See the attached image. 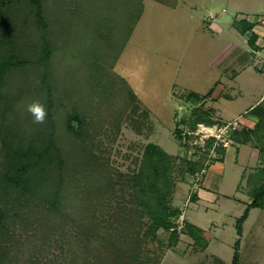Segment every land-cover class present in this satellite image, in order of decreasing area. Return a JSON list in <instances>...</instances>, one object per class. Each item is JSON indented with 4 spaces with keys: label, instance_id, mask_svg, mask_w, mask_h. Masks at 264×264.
Returning <instances> with one entry per match:
<instances>
[{
    "label": "trees",
    "instance_id": "16d2710c",
    "mask_svg": "<svg viewBox=\"0 0 264 264\" xmlns=\"http://www.w3.org/2000/svg\"><path fill=\"white\" fill-rule=\"evenodd\" d=\"M127 1L130 27L125 30L126 40L143 10V0ZM156 1L171 7L177 4V0ZM46 4L47 0H0V121L6 119L5 112H10L12 106L20 107V102L26 99L31 102L40 101L37 96L39 91L46 92L47 102H52L50 93L55 86V74L63 84H69L70 90H73V85L78 81L81 90L64 112L53 113L47 109L46 103L47 116L41 125L42 130L35 123L39 132L36 130L30 136L25 135L14 144L7 143L5 137L9 138L18 123L13 125L0 122V140L3 144L0 150V264L22 263L19 259L24 251L20 247L21 233L16 231V226L23 228V231H35L32 226L35 220L42 224L47 240H55L57 237L61 240L58 256L54 259L47 258L48 261L43 264H76L79 256L77 264H156L155 259L149 258V261L140 256L144 237L140 236L138 229L145 225L146 235L151 239L156 237L155 231L158 228L165 231L174 229L172 218L180 214V209L172 206L169 200L175 185L173 173L176 170V157L157 143L147 142L140 158H135L134 168L114 174L102 156L95 154L94 150L100 143L96 142L95 136L104 124L118 131L121 121L128 120L135 131L140 133L146 125L144 121L147 122L148 110L141 108L123 78L104 67L105 63L110 67L113 65L124 44L121 41L122 46L118 49L110 48L108 38L111 33H106V29L101 31L98 27L96 33L87 32L90 28H96L93 23L96 17L88 15L86 1L55 0L53 10H48ZM82 10L85 12L84 24L81 19L79 23ZM237 23L238 30L241 33L249 32L248 41L255 45L257 34L252 30L254 22L245 16L237 20ZM79 28L84 32L83 38L79 36ZM58 37L61 41H58ZM80 38L84 47L75 49ZM74 50L77 52L74 53ZM79 53L83 56L78 55ZM33 80L37 82L28 91L26 88ZM87 84L89 91L85 89ZM95 85L98 90H95ZM60 88L66 90L67 87ZM210 92L203 95L188 92L187 98L199 101ZM75 93L76 91L72 94ZM61 114H64L63 120L60 119ZM262 120L264 121L258 120L256 127L262 125L264 130ZM62 122L68 135L66 145L60 150L55 139L58 136L57 126L62 125ZM219 122L223 124V121L212 118V110L207 108L194 112L187 120L190 127L187 134H183L179 126L176 127V132L179 138L189 139L197 124L212 126L220 124ZM110 129L106 133L108 136ZM262 132L256 134L254 127H242L230 130L229 137L240 142L255 140L260 160L264 163V131ZM204 146L206 150L199 159H181L178 169L181 177L184 171L189 174L201 171L206 163V156L210 154L209 150L219 154L212 160L222 161L225 152L222 144L210 136L206 138ZM63 156L66 161H63ZM54 168H58L56 177L44 194L41 185L45 182L42 180L51 176ZM77 174L83 184L76 181L74 175ZM246 180L251 200L236 218L235 230L238 236L234 240L231 261L226 264H240L239 237L249 210L253 207L264 210V166H258L249 172ZM118 182H121L119 194L115 190ZM68 183L74 186L72 195L66 193ZM125 192L128 193L127 198L124 196ZM21 194L30 198L39 196V219L36 216L39 214L37 210L31 209L28 212L21 208L24 207L21 204ZM88 195L108 202L106 205L114 200V212L107 215L105 220L103 214L95 215L87 207ZM9 208L15 213L9 214ZM144 216L146 220H143ZM65 221H72L77 228L76 232L66 233ZM183 230L194 243L200 244L202 248L207 245L200 227L186 222ZM174 232H171L170 239L176 238ZM14 244L16 247L13 249ZM46 244L48 245L47 242ZM36 248L35 244L31 249ZM39 248L44 249V246L40 245ZM215 259L217 264H225L221 258Z\"/></svg>",
    "mask_w": 264,
    "mask_h": 264
},
{
    "label": "rangeland",
    "instance_id": "374dc122",
    "mask_svg": "<svg viewBox=\"0 0 264 264\" xmlns=\"http://www.w3.org/2000/svg\"><path fill=\"white\" fill-rule=\"evenodd\" d=\"M82 1H86L88 15L96 17L93 21L96 28H90L87 32L96 33L98 27L101 31L106 29V33H111L107 38L109 37V47L112 49H118L121 41L124 45L126 44L122 54L120 49L113 65L110 67L105 63L104 67L123 78L135 94L141 108L148 110L147 122L144 121L146 125L141 126L140 133L135 131L128 120L121 121L118 131L104 124L99 134L95 136L96 142H100L94 150L95 154L102 156L114 174L134 168L136 166L134 160L140 158L143 146L147 142L157 143L167 153L176 157V170L173 173L175 185L169 202L180 209V214L172 218L175 225L173 230L165 231L158 228L155 231L156 237L153 239L146 235L145 225L139 227V234L142 238L144 237L140 246V256L146 260L153 258L156 264H217L216 257L221 258L225 264L229 263L234 250V240L238 236L235 230L236 218L242 213L245 204L251 200L248 195L246 176L240 179L248 157L241 158L234 148L229 147L221 167L215 163L218 160H212L219 154L209 150L210 154L206 156V163L201 171L195 174L184 171L181 177L178 169L182 158L199 159L206 150L204 146L206 138L210 136L222 146H226L225 144L230 140L232 127L226 122L223 124L219 122L220 124L214 127L197 124L190 133L189 139L179 138L176 127L179 126L183 134H187L190 129L187 120L193 116L194 112L198 113L200 110L209 108L205 99L199 101L188 99V92L206 94L218 82L228 80L232 73L238 71L243 61L240 58L241 54L239 58L234 55L238 51V46L242 48L245 46L240 31L233 30L230 26L237 28V20L247 15H250V19L255 23H263L256 17H260L261 14L264 16V6H262L264 0H177L175 8L156 0H143L142 13L127 40L125 30L130 27L127 0ZM54 5H56L55 0H47L48 10H53ZM209 13L215 15V20ZM84 16L85 12L80 11L79 23L80 19L82 24L86 23ZM89 20L92 22L91 18ZM79 32V36L83 38L82 28H79ZM58 38V41H61V38ZM81 38L75 49L80 50L84 47ZM74 51V53L77 52V50ZM242 55L244 56L243 53ZM253 55L255 62L256 57L255 54ZM89 58L93 60V57L89 56ZM54 79L56 89L53 88L50 93L52 102H47L46 92L39 91L37 96L44 105L47 103L48 110L61 113L73 103L81 86L76 81L73 90H70L69 84H63L56 74ZM36 82L37 80H33L26 89L32 90ZM60 87L67 88L63 90ZM85 89L89 91L88 84ZM95 90H98L96 85ZM75 91L77 94H72ZM253 94L256 96L255 92ZM237 100L239 98L235 102ZM30 103L31 101L26 99L20 102V107L15 105L11 107L10 112H5L6 119L0 122L13 125L15 122L18 123L15 131L9 134V138L5 137L7 143L14 144L18 139H22L25 135L30 136L38 130L35 128L31 115L28 116L27 105ZM229 103L225 106H232ZM239 110L241 108L237 109ZM60 119H64V114H61ZM63 122L62 125L57 126L56 135L58 136L55 139L60 150L66 145L68 135L65 127L63 128ZM144 124L142 122V125ZM257 124L258 121L254 125L255 133L260 134L264 131L263 126L256 127ZM41 125L37 124L42 130ZM109 128H111L110 136L106 135ZM252 142L255 143V140ZM2 146L0 140V150ZM242 150L248 153L246 147ZM64 160L66 161V158L63 156ZM57 171L58 168H54L51 176L42 180L45 182L41 185L43 188L41 191L44 194L49 190L50 182L54 181ZM74 176L76 181L82 183L78 174ZM47 184L49 185L46 187ZM120 185L121 182L115 185L117 194L120 192ZM205 188L209 191L205 192ZM72 191L74 186L68 183L66 193L72 195ZM14 193L17 192L14 191ZM127 194V192L124 194L126 198ZM20 196L21 204L24 206L21 208L28 212L31 209L37 210L39 214L36 216L39 219L41 210L37 205L39 196L34 198L22 194ZM87 198L88 209L93 210L95 215L103 214V220L114 212L112 208L114 200L110 201V205H106L108 202L102 199L97 200L93 195H88ZM213 199L214 204H212ZM249 211L248 217L242 223V234L239 237L240 264H264V210L253 207ZM8 212L15 213L10 208ZM143 220H146L145 216ZM189 220L200 224L212 221L210 225H207L206 230L200 227L202 236L207 240L204 248L194 243L183 230L185 223L190 222ZM32 226L36 229L35 231L34 229L23 231L21 230L23 228L16 226V231L21 233L20 247L24 251V253L21 252L19 262L43 264L48 261L47 258L54 259L58 256L60 253L58 245L61 240L58 237L55 240H47L42 224L36 220ZM76 229L72 221L66 222V233L73 234ZM173 231L176 238L170 239ZM35 244L37 248L31 249ZM40 245L44 246V249L39 248ZM62 246L64 248V242ZM15 247L14 244L12 248ZM77 258L80 261V256Z\"/></svg>",
    "mask_w": 264,
    "mask_h": 264
},
{
    "label": "crops",
    "instance_id": "0c3cea01",
    "mask_svg": "<svg viewBox=\"0 0 264 264\" xmlns=\"http://www.w3.org/2000/svg\"><path fill=\"white\" fill-rule=\"evenodd\" d=\"M209 14H211L215 20V15L212 13ZM256 18L260 19L263 23H254L252 27L253 32L257 34V37L254 40L255 45H251L248 41L249 32H240L242 34L241 36L243 38L245 47L242 48L241 46H238V51L234 56L239 58L241 54L240 58L243 63L240 65L238 71L230 75L228 80L225 79L218 82L217 85L211 89L210 94L206 95L204 98L206 105H208V107L212 110V118L226 122L227 124L231 125L232 129L237 130L241 127L253 128L258 120L264 119V72L257 68L253 55V49L256 48L257 44L264 38V16L261 14L260 17ZM230 28L238 31V28L232 26H230ZM125 46L126 44L124 47H122L120 54H122ZM238 82L241 86L238 84ZM253 92H255L256 96H254V94L252 95ZM238 98L239 100L235 102V100ZM229 102L232 104V106H225L226 103ZM238 108H241V110L237 111ZM227 110H229V113H227ZM230 116L232 117L230 118ZM214 126L215 125L208 127ZM252 141L253 140L240 142L230 137L229 143H226V146H224L225 152L223 154L222 161H216L215 163L223 167L226 151L229 147H232L235 149L237 155H241V158L242 156L244 158L248 157L246 159L247 163L243 167V170L240 174V179L242 178V175L246 176L249 171L252 172L256 167L264 166V163H262L260 160L261 158L259 149ZM244 147L248 149V153L243 152L242 149H244ZM208 191V189L205 190V192ZM214 203L215 202L213 199L212 204ZM190 223H193L205 230L209 224L208 222L200 224L195 221H190Z\"/></svg>",
    "mask_w": 264,
    "mask_h": 264
},
{
    "label": "clouds",
    "instance_id": "9594fccd",
    "mask_svg": "<svg viewBox=\"0 0 264 264\" xmlns=\"http://www.w3.org/2000/svg\"><path fill=\"white\" fill-rule=\"evenodd\" d=\"M27 111L33 118V123L43 124L47 116V110L43 103L38 100L32 101L27 105Z\"/></svg>",
    "mask_w": 264,
    "mask_h": 264
},
{
    "label": "built area",
    "instance_id": "2783aa9c",
    "mask_svg": "<svg viewBox=\"0 0 264 264\" xmlns=\"http://www.w3.org/2000/svg\"><path fill=\"white\" fill-rule=\"evenodd\" d=\"M246 18L255 23L249 16H246ZM253 52L256 57L255 63L257 68L264 72V38L257 44V47L253 49Z\"/></svg>",
    "mask_w": 264,
    "mask_h": 264
},
{
    "label": "bare ground",
    "instance_id": "6f19581e",
    "mask_svg": "<svg viewBox=\"0 0 264 264\" xmlns=\"http://www.w3.org/2000/svg\"><path fill=\"white\" fill-rule=\"evenodd\" d=\"M209 130V129H208Z\"/></svg>",
    "mask_w": 264,
    "mask_h": 264
}]
</instances>
